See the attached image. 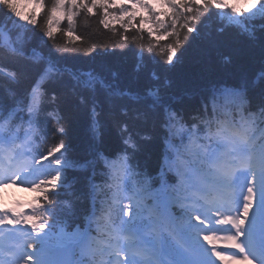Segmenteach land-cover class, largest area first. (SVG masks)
<instances>
[{"label": "trees", "instance_id": "16d2710c", "mask_svg": "<svg viewBox=\"0 0 264 264\" xmlns=\"http://www.w3.org/2000/svg\"><path fill=\"white\" fill-rule=\"evenodd\" d=\"M44 3L51 8L55 0ZM43 11L25 1L0 0V21L12 27L22 51V56L6 53L3 62L13 70L16 83L4 80L25 92L47 63L53 65L56 78L46 82V97L60 116L64 131L59 137L73 165H86L97 137L91 126L94 119L100 130L96 144L107 153L121 148L123 125L134 136L137 132L151 136L138 139L136 160L155 168L168 113L181 119L172 124L174 133L181 136L183 125L202 119V102L212 88L245 83L250 97L264 90V29L257 27L264 18L262 0H190L186 13L161 7L160 20H155L165 25V31L151 24L149 32L136 29L135 24L128 30L143 47L131 42L116 46L124 34L122 27L116 28L113 21L105 28L101 16L87 14L78 16L73 26L64 24L65 33H55L51 41L42 29L54 18L50 11ZM67 28L80 39L69 41ZM243 28H250L257 38L252 39ZM178 42L181 46L174 60L166 62V55L160 53L167 54ZM153 91L156 96L150 94ZM71 175H75L73 187L81 192L76 202L83 205L85 188L76 185H83L84 176Z\"/></svg>", "mask_w": 264, "mask_h": 264}, {"label": "snow or ice", "instance_id": "6c2138e0", "mask_svg": "<svg viewBox=\"0 0 264 264\" xmlns=\"http://www.w3.org/2000/svg\"><path fill=\"white\" fill-rule=\"evenodd\" d=\"M35 3L40 5V7L44 9V11H50L51 16L54 18L52 21L46 24L42 29L44 35L51 41L54 40L55 33L61 32L62 30L65 33L64 24L73 26L74 23L77 21V17L83 16L85 14H87L88 16H101L102 17L101 23L105 28L110 27L113 21L116 22V28L122 27L124 34L120 37V43L116 46L126 45L129 42H131L134 44H139L140 47H143L142 43L135 36L130 35L128 32L129 29L132 30L133 24L136 25L135 27L136 29L142 32L150 31V24L146 18L147 16L138 15L137 10L138 9L145 10V8L141 4L137 3V0H128L127 3H120V4H117V0H56V4L51 8L46 6L44 0H35ZM262 4H264V0H262ZM113 5H115V7H112ZM125 6H127L128 11L124 13H119L118 10ZM261 6L262 5H259V7ZM110 13L113 14L110 15ZM41 18H42V14L39 16V19ZM129 20L131 21L130 23H128ZM56 21H58V23ZM257 27L264 29V18H261V23H259ZM242 31H247L252 39L257 38L255 34L252 33L250 28H243ZM151 35L152 36L154 35L156 38L155 32H151ZM66 36L69 41L80 39L79 36L73 35V30L71 28H67ZM163 39L166 40L167 37H164ZM180 46L181 44L178 42L176 46L167 50V54L161 52L160 55H166V62L172 63ZM149 51L151 50L149 49ZM4 53L13 56H22V53H19L15 48L10 50L5 49L4 51H0V54H4ZM34 62L37 61L34 59ZM12 82L16 83L14 78ZM0 88H3V85H0ZM150 94L153 96L157 95L155 91L151 92ZM15 95L16 93L11 89H9L6 97L4 95L0 96V111H3L5 108H8L9 105H11L9 101L13 97H15ZM228 95L231 96L234 100V95H242V94H236L233 93L232 91H229ZM244 102L248 104V108L246 109V111L251 112L253 114H259L260 116L264 117V90H261L260 94L256 97H248ZM41 111H42V103H40L37 106L35 114L29 113L28 121L31 123H35V119H33V115H35L36 118L41 113ZM179 122H181V119L177 118L175 113L167 114L166 119L161 127L164 130L161 136V141L163 144L165 145L168 144L167 132L170 130V126L173 123H179ZM92 130L97 134V139H99L100 138L99 123L95 119L93 120ZM59 131L60 134L62 135L64 129L61 127ZM119 131L122 137L123 144L125 145L124 154L120 155L119 158L122 164L128 166L129 160L132 157H134L139 151L138 139L150 140L151 136L141 135L138 132L134 136L132 133L127 132L126 125L121 126ZM62 149H63V145L54 149V151L56 153H59L61 152ZM99 158L104 160V163L107 165L108 168L114 167L111 161H108L105 157H103V154H100ZM161 175H163V173H161ZM9 182L12 184H17L16 179L15 180L11 179L9 180ZM41 186L42 185H36V186L31 185L27 187V189H31L32 191L39 193V195L36 197V200L32 204L28 205L27 209L33 206H40V198L41 197L47 198L48 194L53 190L52 186H49L45 192H41L39 190ZM0 187H3V185L0 184ZM157 205L162 209L163 201H157ZM8 210L16 211L17 209L16 208L5 209V211ZM148 217L153 222H160L163 220L162 212H157L156 207L149 209ZM242 246H243L242 242L235 244V247H242Z\"/></svg>", "mask_w": 264, "mask_h": 264}]
</instances>
